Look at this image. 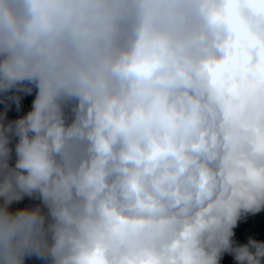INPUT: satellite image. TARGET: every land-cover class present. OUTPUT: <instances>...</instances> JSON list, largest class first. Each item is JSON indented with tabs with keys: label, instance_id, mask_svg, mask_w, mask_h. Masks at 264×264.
<instances>
[{
	"label": "clouds",
	"instance_id": "clouds-1",
	"mask_svg": "<svg viewBox=\"0 0 264 264\" xmlns=\"http://www.w3.org/2000/svg\"><path fill=\"white\" fill-rule=\"evenodd\" d=\"M0 264H264V0H0Z\"/></svg>",
	"mask_w": 264,
	"mask_h": 264
},
{
	"label": "trees",
	"instance_id": "trees-1",
	"mask_svg": "<svg viewBox=\"0 0 264 264\" xmlns=\"http://www.w3.org/2000/svg\"><path fill=\"white\" fill-rule=\"evenodd\" d=\"M30 107V98H28L26 100V103H25V110ZM18 115V113H16L15 111H12L10 112V118H15V116Z\"/></svg>",
	"mask_w": 264,
	"mask_h": 264
}]
</instances>
